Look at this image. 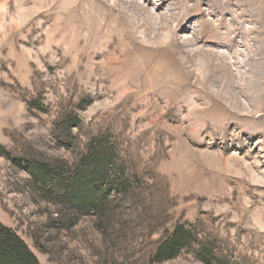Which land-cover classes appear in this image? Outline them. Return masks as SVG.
Here are the masks:
<instances>
[{
	"label": "rangeland",
	"instance_id": "rangeland-1",
	"mask_svg": "<svg viewBox=\"0 0 264 264\" xmlns=\"http://www.w3.org/2000/svg\"><path fill=\"white\" fill-rule=\"evenodd\" d=\"M0 225L39 264H264V0H0ZM174 225L208 262L153 261Z\"/></svg>",
	"mask_w": 264,
	"mask_h": 264
},
{
	"label": "trees",
	"instance_id": "trees-1",
	"mask_svg": "<svg viewBox=\"0 0 264 264\" xmlns=\"http://www.w3.org/2000/svg\"><path fill=\"white\" fill-rule=\"evenodd\" d=\"M207 247L208 244L203 239L199 240L190 228L185 225H174L172 230L165 231L158 245L153 249L152 258L154 262L167 261L181 252L194 251L195 256L208 262L211 250ZM0 264H39V262L21 238L11 229L0 225Z\"/></svg>",
	"mask_w": 264,
	"mask_h": 264
}]
</instances>
